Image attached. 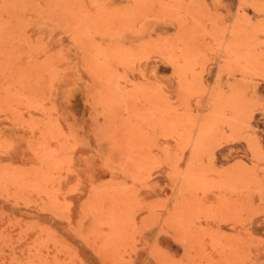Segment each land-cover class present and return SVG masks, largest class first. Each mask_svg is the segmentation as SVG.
<instances>
[{
    "label": "rangeland",
    "instance_id": "obj_1",
    "mask_svg": "<svg viewBox=\"0 0 264 264\" xmlns=\"http://www.w3.org/2000/svg\"><path fill=\"white\" fill-rule=\"evenodd\" d=\"M0 264H264V0H0Z\"/></svg>",
    "mask_w": 264,
    "mask_h": 264
}]
</instances>
